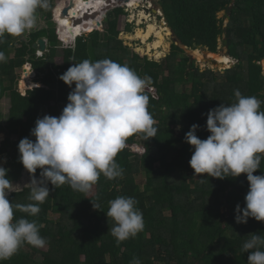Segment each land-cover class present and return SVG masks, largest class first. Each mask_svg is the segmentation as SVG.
<instances>
[{"label": "trees", "instance_id": "trees-1", "mask_svg": "<svg viewBox=\"0 0 264 264\" xmlns=\"http://www.w3.org/2000/svg\"><path fill=\"white\" fill-rule=\"evenodd\" d=\"M69 1L74 4L70 16L77 19L89 9L94 12L105 4L101 0L89 4ZM54 2L49 0L48 9L37 10V25L31 31L19 37L6 34L0 38V51L6 56V61L0 62V134H6V139L0 135V166L8 169L7 178L12 184L19 181L24 168L21 164L16 170L12 163V153L19 160L18 149L8 154L7 148L18 146L25 137L34 141L31 130L38 118L46 114L58 117L62 113L75 84L69 87L59 77L84 59L95 62L108 58L149 78L147 86L156 91L157 97L151 92L145 94L158 128L157 137L147 141L139 133L129 137L126 145L143 144L145 153H133L125 147L116 157L123 175L109 180L101 174L88 193L73 190L68 183L55 188L49 182L50 196L39 205L40 212L28 216L16 210L14 218L35 220L47 240L46 246L52 248L51 254L40 260L37 249L25 244L0 264H130L133 257H139L142 264H247L249 253L242 251V245L249 234H264V222L254 218L246 224L236 222V206H246V174L224 179L206 174L195 176L189 164L194 148L185 142V135L197 124V136L207 139L208 111L235 102L236 89L264 102V77L257 63L264 60V0H157L168 27L188 49L197 51L201 47L218 56L219 40L223 41L229 57L238 62L225 73L202 71L175 44L160 62L141 57L119 39L118 21L126 14L121 7L108 12L103 23L105 31L84 34L74 48H62L64 62L58 66L55 58L60 54L61 43L52 34ZM64 8L59 5L55 11L56 20L63 24L59 39L64 45H70L83 32L99 29L96 17L77 26L69 18L61 19ZM229 8L230 20L224 27L225 18L220 19L219 14L226 12L228 18ZM125 32H132L131 25ZM40 39L48 40V51L39 58L33 45ZM26 64L32 65L36 81L45 86L34 90L37 84L27 68L20 90L28 93L30 99L16 88L17 70ZM5 99L9 102L6 116L2 105ZM13 136L18 141L11 140ZM6 155L11 159L8 165L1 160ZM40 172L37 169L35 173L38 179ZM141 174H145L144 180L136 178ZM254 174L264 175V159ZM29 195L30 190L25 187L20 192H8L6 198L10 203L28 204ZM118 196L134 197L145 223L136 237L119 245L108 233L113 222L106 215L108 202ZM93 202L99 204L100 210L94 209ZM52 216H58L59 221Z\"/></svg>", "mask_w": 264, "mask_h": 264}, {"label": "clouds", "instance_id": "clouds-1", "mask_svg": "<svg viewBox=\"0 0 264 264\" xmlns=\"http://www.w3.org/2000/svg\"><path fill=\"white\" fill-rule=\"evenodd\" d=\"M148 5L150 2L144 6ZM48 8L49 0H0V38L31 31L37 25V10ZM73 40L76 43V37ZM5 61V53L0 51V62ZM257 63L264 77V60ZM59 79L69 87L75 84L62 113L38 118L31 130L35 140L25 137L18 144L19 161L32 174L30 183L24 186L30 190L31 203L9 202L7 193L21 187L13 185L7 178L8 169L0 166V261L10 259L25 244L46 246L37 222L16 219L14 211L36 216L41 210L39 205L50 196L49 182L55 188L68 183L73 190L88 193L101 174L109 180L123 175L116 157L129 137L138 133L145 141L157 137L158 128L145 94L150 80L140 77L127 64L108 58L95 62L84 59L75 62ZM234 95L235 102L208 111L207 139L197 136V124L186 133L185 142L194 148L189 164L198 177L206 174L224 179L246 174V206H236V222L246 224L249 218L264 222V175L254 174L264 159V102L254 95H243L239 89ZM37 169H41L40 179L35 177ZM137 203L130 196L108 202L106 215L113 222L108 233L118 245L144 230L143 213ZM93 207L100 210L95 202ZM242 251L249 253L247 264H264V234H249ZM130 264L142 261L133 257Z\"/></svg>", "mask_w": 264, "mask_h": 264}, {"label": "rangeland", "instance_id": "rangeland-1", "mask_svg": "<svg viewBox=\"0 0 264 264\" xmlns=\"http://www.w3.org/2000/svg\"><path fill=\"white\" fill-rule=\"evenodd\" d=\"M61 1H63V2L61 3ZM67 2H68V0H60L59 3H61V5L64 4L66 6ZM134 2L139 3L140 7L135 6ZM147 2H150V5L147 6V10H151L152 11L151 14H149V13L143 11V10L137 9V8L143 7L142 3H143V5H145ZM128 3H129L128 7H130V8H127L125 6L126 3H125V5L121 6V8H125L126 14L124 16H122L121 18H119V21H118L119 22V31H121L119 39L124 42V45L130 47L134 52L138 53L141 57L147 56L151 60H156V61L160 62L162 59H164L169 54V52L171 51L172 45H174V44L177 45L178 42L175 39V36H174L172 30L168 27L165 18L162 21L159 20V18H158V16H160L161 13L163 14V12L159 8V5L157 4V0H129ZM58 5L59 4L57 3V6ZM97 10L101 11V9H99L98 6H97ZM154 10H156L157 12L154 13ZM92 13H94V12H92ZM99 13H101V12H99ZM105 14H106V17H107L108 13L106 12ZM100 17H102V16H100ZM100 17L99 16L96 17V18H98V22L100 21ZM219 18L220 19H224L225 18L224 27H226L228 22H229V19L226 17V12L220 13L219 14ZM105 19L104 20L101 19L102 25H103ZM45 24L46 23L43 22L42 26H45ZM128 24L131 25L132 32H125L126 27H127ZM61 25H63V24H61ZM150 25H153L154 27H156V30H155L156 32H154L151 35V37L148 40L145 41L144 39H142V37L139 36V32L147 33L148 28H149ZM64 26H66V25H64ZM61 27L62 26H60V28ZM99 29H100L99 32L105 31V29L104 30L101 29V28H99ZM94 30H96V29H94ZM160 31H162V33L164 35V48H160L159 50H154V51L153 50L152 51L149 50L150 46L158 40L157 33L160 32ZM92 32H94V31L92 30L91 32H88V33L86 31L85 35H89ZM12 37H15V36H11V38ZM17 42L19 43V39H17ZM47 44H48V41H47ZM62 48L69 49V48H74V46H73V44H71L69 46H64V45L59 46L58 52L60 54L55 58V64H57L58 66H62L63 62H64V60H63L64 54L62 52ZM143 50H145V52H143ZM183 50L186 52L187 55H189L190 57L193 58V60H195L197 66H199V68L202 71H205L206 69H212L214 71L221 72L220 68L213 67L211 63L207 62V60H212V58H213L212 56L205 55V57H206L205 59L206 60L202 61L196 56L194 51H192L191 49L183 48ZM47 51H48V47H47ZM197 51H199V50H197ZM200 51L203 52L204 54L209 53L207 49H202L201 48ZM37 55L41 56L38 53H37ZM217 55L218 56L216 58H214V59L221 60V62L224 64V65L222 64L224 67L228 66L229 64L232 63L229 67L233 68L238 63L237 61H235L232 58L228 57L229 56L228 55V48L224 46L223 41L222 42L220 41ZM212 61H215V60H212ZM28 65H30V66H28ZM25 68H30L31 69L32 65L31 64H26L23 67V69L17 70V74L19 75V79H18V83H17V87L16 88L18 90H19V87L21 85L20 83H23V81H22V79L24 77L23 70ZM33 81H35L36 84H41V83L37 82L36 79H34ZM24 96H26V95H24ZM2 105H3V114H4V116H6L7 113H8V107H9L8 99H5L3 101V103H2ZM11 140H15V141L17 140L18 141V138L17 137H12ZM1 144H3V143H1ZM1 144H0V147H1ZM140 147L143 148V144H140ZM12 149L13 150L18 149V146H14L13 148H11V147L7 148L8 154H11L13 152ZM12 154H13L12 163L15 166L14 168L17 170L18 168H20L22 163L16 158V155L14 153H12ZM1 160H2V163L4 161V163L6 165H8V163H9V161L11 159L9 158V155H6L4 157V159L2 157ZM23 173H24V175H22ZM25 173L27 174L28 172H27V170L25 168H23L19 181H17L16 183H13V185H18V186L21 187V189H19L18 191L23 190L25 188L24 186L26 184L30 183V181H31L32 177L30 175H28V174L26 176ZM14 175H16V173ZM17 176H18V174H17ZM136 178L138 180H144L145 179V174H141V175L137 176ZM20 180H21V182H20ZM52 219L54 221H59L60 218L58 216H52ZM36 249L38 251V256H39L40 260H43L45 256H49L51 254V252H52V248H50L49 246H45L43 248H36Z\"/></svg>", "mask_w": 264, "mask_h": 264}, {"label": "water", "instance_id": "water-1", "mask_svg": "<svg viewBox=\"0 0 264 264\" xmlns=\"http://www.w3.org/2000/svg\"><path fill=\"white\" fill-rule=\"evenodd\" d=\"M93 1H96V0H93ZM105 4H104V7L101 9V11L100 10H95L94 9V13H92V12H90V9L86 12V13H84V14H82V16L79 18V19H77V18H73V17H71L70 16V10H73L74 8V4H73V2H69L67 5H66V7L62 10V13H61V16H60V18L61 19H64V18H69V20H71L72 22H73V25L74 26H77V25H81V23L83 24V23H86V22H89L90 20H93L95 17H100V16H102V17H100V21L98 22V27L99 28H101V29H103V25H102V21H101V19L102 20H104L105 18H106V12L108 13L109 11H111V10H113V9H115V8H118V7H121V6H123V5H125V3L126 4H129L128 2H129V0H102ZM59 2H60V0H57L56 1V4L58 3L59 4ZM82 2L83 3H85V4H89V2H92V0H82ZM134 5L135 6H137V7H140V4L139 3H137V2H134ZM99 12H101V13H99ZM154 12H156V11H154ZM230 13H231V8H229L228 9V11H227V14H228V19L230 20ZM158 18H159V20H163L164 19V16H163V14L162 15H160V16H158ZM54 26H53V28H52V34L55 36V38L57 39V40H60L59 39V34H60V26H61V24L56 20V18L54 17ZM58 28H59V30H58ZM84 33V32H83ZM75 39V38H74ZM175 39H176V37H175ZM177 40V39H176ZM62 41V40H61ZM74 41V40H73ZM177 46H180L182 49L183 48H187V47H185V46H183L182 45V43L180 42V41H178L177 40ZM61 43H63V41L61 42ZM64 44V43H63ZM73 44H74V42H73ZM225 45H227V41H225ZM47 47H48V44H47V41L46 40H44V39H40L36 44H34L33 45V48L34 49H36V50H40V51H42V52H44V53H46V51H47ZM201 49V47H198V49L197 50H200ZM143 52H145V50H143ZM209 52V51H208ZM229 57V56H228ZM207 62H209V63H211L212 64V66L213 67H216V68H220V71L222 72V73H225V72H227V71H229V70H231L232 69V67H228V68H226V67H224L222 64H219L217 61H211V60H207ZM236 66V65H235ZM31 71H32V73H33V76H32V81L34 80V79H36V76H37V74H36V72L31 68L30 69ZM23 73L24 74H27V68H25L24 70H23ZM24 80V78L22 79V81ZM30 80V81H31ZM35 82V81H34ZM43 87H45L44 85H42V84H37V88H43ZM37 88H35V89H37ZM34 89V90H35ZM34 90H32V91H34ZM19 92L21 93V90H20V87H19ZM145 92H151L153 95H154V97H157V95H156V91L154 90V89H152V88H150V87H146V89H145ZM263 93H264V90H263ZM22 94V93H21ZM23 95V94H22ZM24 95H26L25 96V98L26 99H30V95L27 93V94H24ZM23 95V96H24ZM3 135H6L5 133L3 134ZM126 149L128 150V151H131V152H133V153H140V154H144L145 153V150L142 148V147H140V146H129V145H126ZM27 170V169H26ZM28 172V171H27ZM26 174V173H25ZM28 174V173H27ZM27 174H26V176H27ZM23 175H24V173H23ZM13 192H16V191H12V192H10V193H13ZM17 192H20V191H17Z\"/></svg>", "mask_w": 264, "mask_h": 264}, {"label": "bare ground", "instance_id": "bare-ground-1", "mask_svg": "<svg viewBox=\"0 0 264 264\" xmlns=\"http://www.w3.org/2000/svg\"><path fill=\"white\" fill-rule=\"evenodd\" d=\"M63 1H61V3H62ZM70 2V1H69ZM68 2V3H69ZM61 3L59 4V5H61ZM71 3V2H70ZM58 5V6H59ZM63 8L65 7V5L64 4H62L61 5ZM66 21V23H68L69 21L68 20H65ZM69 24V23H68ZM156 30V27H154L153 25H150L149 26V28H148V31H147V33H142V32H139V36L140 37H142V39H144L145 41L146 40H148L150 37H151V35L154 33V32H156L155 31ZM157 37H158V40L155 42V43H153L151 46H150V48H149V50H159L160 48H164V35H163V33H162V31H160V32H158L157 33ZM157 39V38H156ZM194 53L196 54V56L200 59V60H202V61H205L206 59V57H205V55H207V56H212L213 58L212 59H214V58H216L217 56H214V55H211V54H209V53H207V54H204L203 52H201L200 50L199 51H194ZM221 61V60H220Z\"/></svg>", "mask_w": 264, "mask_h": 264}, {"label": "crops", "instance_id": "crops-1", "mask_svg": "<svg viewBox=\"0 0 264 264\" xmlns=\"http://www.w3.org/2000/svg\"><path fill=\"white\" fill-rule=\"evenodd\" d=\"M56 1V0H55ZM60 4V3H59ZM57 6V4H56V2H54V9H53V12H52V16H53V23H54V17L56 18V13H55V11H56V6ZM96 30H100V29H98V28H96ZM103 30H104V25H103ZM80 37V36H79ZM79 37H76V41H77V39L79 38ZM44 40H46V41H48L47 39H44ZM36 44V43H35ZM73 46L75 47L76 46V43H74L73 44ZM36 50V49H35ZM38 51H40V50H37V52ZM37 52H36V56H37ZM2 134H4V133H1L0 135H2ZM5 137V139H6V135L4 136ZM14 137V136H13ZM18 138V137H17ZM13 141H15V140H13ZM23 175V174H22ZM29 175V174H28ZM32 177V176H31ZM22 180V179H21ZM21 180H20V182H21ZM17 182V181H16ZM15 182V183H16Z\"/></svg>", "mask_w": 264, "mask_h": 264}, {"label": "flooded vegetation", "instance_id": "flooded-vegetation-1", "mask_svg": "<svg viewBox=\"0 0 264 264\" xmlns=\"http://www.w3.org/2000/svg\"><path fill=\"white\" fill-rule=\"evenodd\" d=\"M96 1H99V0H96ZM102 1V0H101ZM143 7H141V8H137V9H140V10H143V11H145V12H147V13H149V14H151L152 13V11L151 10H147V7H145L144 5H142ZM93 31H95V30H93Z\"/></svg>", "mask_w": 264, "mask_h": 264}, {"label": "built area", "instance_id": "built-area-1", "mask_svg": "<svg viewBox=\"0 0 264 264\" xmlns=\"http://www.w3.org/2000/svg\"><path fill=\"white\" fill-rule=\"evenodd\" d=\"M220 41L221 40H219V44H220ZM222 42V41H221ZM38 54H40L41 56L43 55V53L42 52H39ZM40 57V56H39ZM28 66H30V65H28Z\"/></svg>", "mask_w": 264, "mask_h": 264}]
</instances>
